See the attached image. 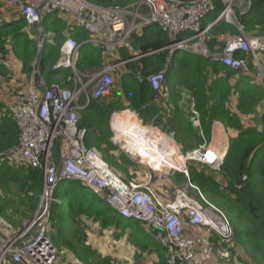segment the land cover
Masks as SVG:
<instances>
[{
	"label": "built area",
	"instance_id": "1",
	"mask_svg": "<svg viewBox=\"0 0 264 264\" xmlns=\"http://www.w3.org/2000/svg\"><path fill=\"white\" fill-rule=\"evenodd\" d=\"M217 1L222 9L214 24L225 21L241 32L228 36L220 51L208 48L210 27H202L203 19L216 10L213 0L187 3L141 0L118 8H103L86 0L8 1L18 7L28 31L37 29L38 52L50 38L42 24L43 18L55 12L66 13L71 23L88 35L86 42L101 48L107 61L95 73L80 74L76 68L80 43L68 37L60 47L52 71L70 70L73 87L47 85L36 60L31 85L13 95L9 105L19 141L3 159L13 166L41 170L43 184L41 206L20 227H15L0 212V264H80L70 254H60L48 226L49 209L52 204H59L57 192L70 181L99 197L121 218L152 229L165 250L167 264H242L236 253L235 231L227 215L209 203L196 186L189 183L197 192L196 197L178 190L172 201H162L147 185L122 180L96 147L86 145L87 130L79 126L81 110L90 101L111 94L114 74L119 68L144 56L132 46V34L139 28L154 25L169 36V43L161 51L203 58L234 72L248 73L250 67H257L264 73L261 61L264 62V36L244 35L233 10L235 0ZM141 7L146 8V14L139 13ZM121 51L127 52L129 59L113 62V57ZM238 53L244 57H237ZM0 64H4L1 57ZM168 71L166 67L147 77L155 94L160 93ZM193 115L192 123H199L197 112L193 111ZM226 154L227 151L215 152L202 144L187 153L184 161L218 170ZM186 227L205 228L218 240L188 238Z\"/></svg>",
	"mask_w": 264,
	"mask_h": 264
},
{
	"label": "trees",
	"instance_id": "2",
	"mask_svg": "<svg viewBox=\"0 0 264 264\" xmlns=\"http://www.w3.org/2000/svg\"><path fill=\"white\" fill-rule=\"evenodd\" d=\"M86 1L103 8H118L122 5H127V3H135L140 0ZM178 1L187 3L194 0ZM213 1L216 10L212 13H216L217 16L222 9V5L217 0ZM251 13L264 14V0H251L250 8L245 15ZM16 16H19L16 20L0 27V54H8L9 47L10 53L12 51L21 63L22 73L28 75L33 70L34 62L38 55V48L36 41L30 36L31 31L26 29L25 21L21 17L20 12H16ZM239 19V22L244 27H248L246 30H250V26L251 28L255 26L254 23H251L250 18L241 16ZM42 24L46 32L50 33V38L39 52V72L46 84L63 83L65 86L69 85V83L72 84L71 81H67L70 70L53 72L51 69L60 55V47L66 38L70 37L78 43H82L87 40L88 35L75 27L71 23L69 14L66 13L55 12L47 15L43 18ZM223 31L234 32L235 30L232 27H225ZM135 32L132 34V46L134 51L141 54L151 52L161 45L150 42L152 35L164 40V35L166 34L154 25L143 27L141 36H138ZM214 32L213 29L212 36ZM210 36H207L206 41L208 47L213 49L214 44L211 42L212 37ZM96 48L99 51H92L84 56L80 55L76 63V68L80 74L85 75L84 72L87 70L102 68V60L106 58L102 55L101 48ZM87 49L88 44L80 45V50ZM177 55L178 53L173 54L172 59L175 60L178 57ZM166 57L167 53L158 52L154 55L141 57L128 64V67L120 71L121 75L126 70L118 83L120 94L115 91L114 94L108 95L110 97L92 100L80 112L81 121L79 126L87 130L86 145L89 147L96 146L114 172L118 173L117 170H120L129 178H132V175L126 169H122L121 165L123 160L129 164L128 160L125 159L122 153L118 152L117 147L110 141L112 133L109 129V119L114 112L129 109L137 114L144 124L148 121V118L156 116L155 125H164V115L156 113V107L153 104L155 97L147 77L164 68L162 66L167 63L165 62ZM181 61L184 62V68L183 70H178V73L181 72L177 76L175 74L177 68L169 65V71L160 92L163 91L168 79H174L175 87L179 85L188 86L195 98L194 104L202 117L200 133L202 132L203 136L199 135L198 129L195 128L193 130L191 124L187 123L185 113L180 106L172 110V120L170 121V123H173L174 118L178 121V124L173 126L172 129L175 131L178 143L181 144L182 153L186 154L196 142H201L203 137L205 141L209 140L208 133L211 132V126L214 122L220 123L225 120L229 124V122L236 121L237 117L227 112L226 102L230 96L231 89L228 85L225 87L227 83L224 82V79L219 77L213 82L206 77L208 72L205 68L208 64H212L211 67H215L213 70L216 74L219 68L223 66L210 63L206 59L199 57L186 58ZM1 70L2 67L0 66V88L2 80L9 79V74L11 73L9 70L7 72H1ZM222 72L227 80L238 73L229 68H222ZM120 75L115 78L114 85ZM220 85L224 87L220 94L217 95L216 92ZM237 86H235V91L241 92V100L237 107L242 113L252 111L250 107L256 106L264 98L262 89L248 88L240 91ZM173 94L175 98H180L178 90L173 92ZM2 105H0V212L9 221L12 218V215H9L10 208L16 207L15 211L23 208L24 211L21 214L24 215V218H29L36 211L42 191L43 175L41 170L26 166H13L3 159L6 153L18 144L19 131L12 117L10 105ZM237 128L240 134L230 139L226 157L219 169L206 171L205 168L197 170L194 167H190L187 170L188 179L210 202L223 204L227 214L242 225V227L235 228L237 231L235 232V239L239 235L244 248L247 250L248 259L246 258L244 262L239 259L240 262L242 264H264V131L259 132L255 128L243 129L241 125H237ZM182 131H185L186 135L178 134ZM113 153L121 155L117 157ZM218 173L226 180L225 187H222L215 179V174ZM75 183L77 182H68L69 185L65 187L66 192L61 196L59 206L52 204L49 209L48 226L50 237L58 249H65L64 251L76 258L80 264H113L109 259H101L96 252L86 245V226L82 229H76L73 226V222L75 225L84 214H86L85 216H98L103 219L101 222H104V225H110L113 220L109 216L110 213L100 202H93L86 197L91 193L89 190L80 186L76 188L74 186ZM65 202L67 203V208H65ZM106 208L108 209L109 207L106 206ZM101 213L105 216H101ZM15 215H17V212ZM120 219L123 218L120 217ZM22 222L10 223L18 225L22 224ZM231 222L234 225L233 220ZM67 225L70 226L71 231L69 238L65 235ZM214 237L218 240L215 234Z\"/></svg>",
	"mask_w": 264,
	"mask_h": 264
},
{
	"label": "crops",
	"instance_id": "3",
	"mask_svg": "<svg viewBox=\"0 0 264 264\" xmlns=\"http://www.w3.org/2000/svg\"><path fill=\"white\" fill-rule=\"evenodd\" d=\"M8 1L9 0H0V27L3 24H8V23L16 20L19 17V16L18 17L16 16V12H19L18 11V7L11 6L8 3ZM250 1L251 0H235L234 5H233V10H234L235 16L237 17L238 23L244 28V34H246L247 37L264 36V14L251 13L249 15H245L248 12L249 8H250ZM131 3L132 2H130L128 4H131ZM139 13L142 14V15L146 14V8L145 7H141L140 10H139ZM241 16H243L245 18H250L251 23L255 24V26H252L253 28H252L251 31L250 30H246L245 31V29H247L248 27H244L243 24L241 22H239L240 21L239 17H241ZM216 17H217L216 13L215 14L212 13V14L208 15L207 17H205L203 22H202V27L203 28L210 27L208 36H210V33H211V36H210V37H212L211 42H213V44H214L213 45V47H214L213 49H210L208 47L211 51H216V50L220 51V50H222L223 45L225 43V39L228 36L236 35V33H237L236 32L237 28L234 27V26L232 27V25L226 23L225 21H221L219 23L214 24ZM256 23H257V25H256ZM225 27H232L235 31L234 32L223 31V30H225ZM213 29H214L215 32L213 33V36H212ZM141 31H142V28H139L135 33L138 36H141V33H142ZM164 36H165V39L163 40V39H161L158 36L152 35L150 37V42L151 43H159L161 45L157 46V48L154 49L153 51L145 53V54H142V55L150 56V55H154V54H156L158 52L167 53V57H166V60H165V62H167V63L164 64L162 67L166 68V67H169V65H170L171 67L173 66V68H177V71L175 73L176 76H177V74H180V72H181L180 71L178 73V70H183V68H184L183 67L184 66V62H182L181 60L186 59V58H193V57L189 56V55H187L185 53L180 52V53H178V55H177L178 57H176L175 60L172 59V56H173L172 53H169V52H166V51H161V48H163L165 45H167L169 43V40H170L169 36L167 34H165ZM83 44H88V49L87 50H80L79 49L78 59H79L80 55L84 56L86 54H89L92 51H96V50L99 51V49H97L96 46L87 43L86 40L84 42L80 43L81 46ZM137 53H139V52H137ZM139 54H141V53H139ZM7 57L10 59V61H12L13 68L14 69L18 68V71H16L17 74L18 75H23L24 73H22V70H21V63L17 60V58L14 56L12 51L10 53L9 47H8V55H7ZM237 57H244V55L242 53H238ZM123 59H129L128 54L125 53V51H121L118 54H116L113 57V62H118V61H121ZM134 61H136V60H130L129 63H127L126 65H124L121 68H119L118 72H116V74H114V77H115V75H116V77L118 75H120V71L122 69H124L125 67H128V64H130V63H132ZM261 61H262V64L264 66L263 60H261ZM105 64H106V59H103L101 67H104ZM211 66H212V64H210V65L208 64L206 66V68H205L206 71L209 73V76H210L209 77V81L212 80L214 82V81H216V79H219V77H222L224 79V82L227 83L225 85V87L228 85L229 88L231 89V91H230L231 94L235 95V100L233 102L234 103L233 105L235 106L234 109H236V110L238 108L237 105H239V102L241 100V92H236L235 91V86L236 85H238L237 87L240 89V91L241 90L243 91L244 89H248V88L249 89H253L254 88V89H262L263 92H264V79L262 78L264 73L260 72V68L250 67L251 69H250V71L248 73L238 72L237 74L233 75L230 79L227 80L226 76L222 72V68H225V67L219 68V70H218V72L216 74L214 72V70H213L215 67H211ZM96 67H98V66H96ZM164 68H162V69H164ZM99 69L96 68V69L87 70L84 73H85V75H90V74L98 71ZM125 72H126V70H124L121 73V75L117 78L118 81H115L116 93L117 94H120L119 93V85H118V83H119V81H120V79L122 77V74L125 73ZM15 74L16 73L14 72V75ZM17 74H16L15 77H17ZM70 77H71V75L69 73V77H68L67 81H70ZM114 80H115V78H114ZM3 81H5V80H2V82ZM11 82H12V80L7 79L6 83H4V84L2 83L1 84V88H2V86H7V85L10 86ZM26 82H28L27 79H26ZM60 84L62 86H64V87H69L71 85V83H69V85H66V86L63 83H60ZM174 85H175L174 79H170V80L168 79L166 81L165 85H164V88H163L162 92H160L158 94H155V92L152 91L153 94H154V97H155V100H154L153 104L156 107V113H158V115L159 114H163L164 115V118H163L164 125H162V126H156L155 125L154 120H155L156 116H152V117L148 118V121L144 124L138 118L137 114H135L134 112H132L129 109L118 111V112H114L110 116V119H109V129H110V131L112 133V138L110 139V141L112 142V140H113L114 143L115 142L116 143H120L119 139H117V137H116V132L117 131L115 132L113 127H112L111 118L113 117V115H117L118 113H120V114L128 113V114L133 115L135 117V119H136V121H138L139 125L141 124V126H143L145 128H150L148 130L142 128L144 130V132H148L151 129L156 130L157 128L160 129V128L164 127L163 129L166 130L167 132H166V134H163V133L162 134L165 135V137L169 141L172 142V145L175 146L176 150H178L177 148H180L181 144L176 142V139H175L176 136H175V133H174L175 131L172 129L173 124L175 126L176 124H178V121H177L176 118H174L173 123H170V121L172 120V110H174L177 106L178 107L180 106L183 109L184 113H185L187 123H189V122H191V118H190L191 117L190 116L191 113L190 112H191L192 108L195 107V105H194V99L191 96V92H190L188 86L179 85V86L175 87ZM218 87L219 88H218V90L216 92L217 95L220 94V91L223 89L224 86L220 85ZM7 89L8 88H6V90ZM180 89H181V91H180ZM176 90L179 91L180 98H178V99L175 98V96L173 94V92H175ZM1 92H3V90H1ZM12 93H11V96H10L9 103H7L8 105L11 103V101L13 99L12 98ZM254 110H255L254 113L251 112V113H249V115H247L246 113H241V114H237V115H235L233 113L232 114L239 118V120L241 121V124L244 123L243 121H245V123H248V121H250L251 123L255 122V119L261 121L264 118V98L261 101L258 102V104L254 108ZM227 112H228V110H227ZM222 127L223 126L220 123L214 122L212 124V126H211V132L208 133L209 140L205 141V142L208 145L212 144V146H208L209 149H211L212 151H215V152L227 151L228 148H229L230 139L235 138V137L239 136V134H240L239 131H237V132H235L233 134H229V139H226L227 144H222L221 145V144H219V140L218 139H221L223 141V137H226V132H227V129L224 128V127L222 128ZM158 131H160V130H158ZM257 131L262 132L261 129H259V128H257ZM152 133H154V132H152ZM154 134H156V133H154ZM168 134H170L171 136L168 137L167 136ZM199 135L203 136L204 134L202 135V132L200 133V131H199ZM160 142H161L160 145L161 146L163 145L161 150L168 152V150L171 149V148H168L170 145L168 146V144H166L163 141H160ZM163 143L167 146V149H165V146H164ZM202 144H205L204 143V137H203V140L201 142H196L194 144V146L190 150H188L187 153H189L192 149H194V148H196V147H198L199 145H202ZM93 147H96V146H93ZM181 150H182V147H181ZM189 183H190V181H189ZM68 185H69L68 182L63 184L64 187H67ZM225 185H226V180H225ZM225 185H224V187H225ZM74 186L77 188L80 185L78 183H75ZM86 197H88V199H90L93 202H100L105 207V209L108 211V213H110L109 216L113 219L111 224H110V226L112 227V229H116V231H114V232L118 233L119 230H120L124 234L123 236L126 237V243H125L126 245L136 246L142 252L147 253L148 262L150 264H167L165 250L162 248V246L155 239V237H154L155 234L152 231V229H150L146 225L140 224L138 222H132V221H127L125 219H120V217H118V215L115 212H113L110 208H108V209L106 208V205H105L104 201H102L99 197H97V196H95V195H93L91 193H89ZM172 200H170V201H172ZM166 202H169V201H166ZM13 221L16 224V221L14 220V218H11L10 222L14 223ZM229 221L231 222L230 219H229ZM15 224H13L15 227H18L20 225V224H18V225H15ZM233 227L236 228L234 225H233ZM186 229H187V232L185 231V233L189 236L188 238H198L199 236H203L202 238H207V239L212 240L214 242L217 241V239L214 237L213 232H210V231H208L206 229H205L206 232L203 233V234L199 233V232L202 231L201 229L199 230V228L186 227ZM235 232H237V231L235 230ZM119 234L121 235L120 232H119ZM192 235L194 237H192ZM108 236H109V234H108ZM211 236H213L212 239H210ZM236 241H237L236 253L238 255V258L241 259V261L244 262V260H246V259L244 258L243 254L246 253L247 250L244 248V245H243L242 240L239 237V235H237ZM130 255L131 254H128V261H129ZM139 257H141V256L139 255Z\"/></svg>",
	"mask_w": 264,
	"mask_h": 264
},
{
	"label": "rangeland",
	"instance_id": "4",
	"mask_svg": "<svg viewBox=\"0 0 264 264\" xmlns=\"http://www.w3.org/2000/svg\"><path fill=\"white\" fill-rule=\"evenodd\" d=\"M130 5L131 4L127 3V5H125V6L127 7ZM228 24H230V23H228ZM230 25H232V27L234 26L233 24H230ZM234 27H236V26H234ZM242 30L244 32V28ZM251 30H252V28L250 27V31ZM245 31H246V29H245ZM236 32H237L236 34L241 33V32H239L238 28H237ZM37 34H38V32H37L36 28L32 29L30 32V36L36 41V43H37V39H36ZM244 35H246V34H244ZM7 55L8 54H6V55L0 54V57L4 59V64L0 65L2 67L1 72H7L9 70L11 72L9 74V77H10L9 80H12V82H11L10 86L7 85V86H3V88H0V103H3V105H5V104L7 105V103H9L10 96H11L12 92H13L12 93V98H13V95L16 92L25 91L31 85V81L33 79L32 72L28 75L27 74L18 75L16 72V71H18V68L17 69L15 68L16 70L13 68V63H12V61H10V59L7 57ZM14 72L17 74V77H15L16 74L14 75ZM242 73H244V72H242ZM70 75L72 77L71 71H70ZM206 77H208V78L210 77L209 73L206 74ZM114 78H116V75ZM26 79L28 80V82H26ZM2 83L3 84L6 83V80L3 81ZM72 87H73V84H71L68 88H72ZM6 88H8V89L6 90ZM1 90H3V92H1ZM115 91H116V84L111 89V94L112 93L114 94ZM180 91H181V89H180ZM191 96L193 97V99H195L192 93H191ZM108 97H110V96H108ZM104 98H107V96ZM234 100H235V95L230 93V96L227 99L228 103L226 102V107L228 109V112H230L231 115L241 114L242 113L241 110H238V108H237V110L234 109L235 108V106L233 105ZM257 104H256V106H257ZM0 105H2V104H0ZM256 106L250 107V108H252V111H249L246 114L249 115V113H251V112L254 113V111H255L254 108ZM244 108H249V107H244ZM193 111L197 112V114H198L197 119H198L199 123L194 124V123H192V121L189 123L191 124V127L193 130L196 128L200 131L202 129V117H201L200 113L197 111L196 105H195V107L192 108V110L190 112L191 113L190 118H192L194 116ZM131 121H132V124H131V122H126V124H125V126L129 129H132V130H136V128H139L141 130L150 129V128H145V127L141 126V124L139 125L138 121H136V119L134 117H133V120H131ZM243 122L244 123L241 124V121L239 120L238 117H237L236 121L229 122V124H227L225 120H222V122H220V124L224 128L227 129V132H226V137H223V141L221 139H218L219 144H221V145L227 144L226 139H229V134H233V133L238 131L237 125H241L243 129H245V128H255V129L259 128V129H261V131H264V118L261 121L255 119V122H252V123L250 121H248V123H245V121H243ZM133 123H135V124H133ZM173 126H174V124H173ZM157 129L156 130L151 129L150 131H148L147 135H145V132H139V134L142 138V143H145L144 145L140 144L141 138H139V137H137L135 139V141L132 140V142H134L136 144V146L139 145V146H142V147L148 149L147 152L143 154V156H145V158L141 157V155H138V154L132 152V149L130 146L133 143L128 142L129 138L127 136L123 137V136H120L119 134H116V137H117V139H119L120 143H116V142L114 143L113 140H112V143H113V145H115L117 147L118 152L122 153L125 156V159L128 160L129 164H127L123 160L121 165H122V169H126L129 172V174L132 175V178H129L128 176L124 175L120 170H117V172L119 174L116 172L115 173L124 181H131V182H134L137 184L147 185L164 202L172 200L175 197L176 191H178V190L184 191L185 193H187L191 197H196L197 192L195 190H193L189 185V180L187 179L188 178L187 170L190 167H194L197 170H201L203 168H201L199 165H196L194 162L184 161L185 154L182 153L181 147L177 148L178 150H176L175 146L172 145V142L169 141L165 137V135H163V134H166L167 131L164 130L163 128L158 129L160 131H158ZM151 131L156 133V134L152 133ZM149 133H152L153 136L149 135ZM185 133H186L185 131H182V132H179L178 134L179 135H186ZM167 136L170 137L171 135L168 134ZM156 138H157V140H156ZM175 139H176V142H178L176 137H175ZM160 141L165 142L166 144H168V146L170 145L171 148L176 151V154L174 155V153L172 154L169 151L166 152V151L161 150L163 145L162 146L160 145V143H161ZM204 143L207 146H212V144L208 145L205 142V140H204ZM164 146L166 149L167 146L166 145H164ZM149 153H152L153 156H151ZM113 154L117 155V157H119L121 155L118 153H113ZM158 154L161 156H157ZM157 157L158 158L160 157L159 158L160 160H158ZM165 159H167V160L178 159L180 164H181V167H179V169H177V168H174L171 166H167V165L163 164L161 161V160H165ZM208 170L209 169H206V171H208ZM185 171L187 172L186 174H185ZM215 179L217 180V182L222 187H224L225 180H224V177L220 173L215 174ZM59 196H61V195H59ZM7 197H11V196H7ZM205 198L208 200L209 203L220 208L225 214H227L226 209L224 208L223 204H221L219 202H210L207 197H205ZM39 199H40V196H39ZM56 205H58V204H56ZM64 205H65V208H67L66 202L64 203ZM38 206L39 207L41 206V201H40V205L38 204ZM15 209H16V207L10 208L9 209V211H10L9 215H12V218H14V220L17 221L18 223H20L24 220L31 219L37 211V209H36V211L34 213H32L31 214L32 216H30L29 218H24L23 217L24 215L21 214L24 211V209L23 208L17 209V211H15ZM16 212H17V215H15ZM85 215L86 214H84L75 223V225L73 222V226H75L76 229H82V228H84V226H86V228H87L86 229V234H87L86 245L89 246L90 249H92V251L96 252L101 259H103V258L109 259L113 262V264H150L148 262L147 253L142 252L136 246H131V245L125 244L126 243V237L123 236L124 234L120 230H119V232L121 233V235L119 234V232L118 233L114 232V231H116V229H112V227L110 225H106V224L104 225L103 224L104 222L103 223L101 222V220H103V219L99 218L98 216H93V215L92 216H85ZM101 216H105V215L104 214L102 215V213H101ZM227 216L229 217L228 219L233 220L234 226L236 228L242 227V225L238 221H236L233 217H230L228 214H227ZM231 225H232V223H231ZM232 227H233V225H232ZM200 229L202 230L201 232H199L200 234L205 233L207 230V229L205 230V228H199V230ZM234 230H235V228H234ZM186 232H187V229H186ZM108 234H109V236H108ZM65 235L67 238H69L71 235L69 225H67V227L65 229ZM185 236L189 237L186 233H185ZM192 237H194V236L192 235ZM202 237L203 236H199L198 238H202ZM56 248L58 249L57 246H56ZM58 250L60 251V254H62V252L67 253L64 251L65 249H58ZM128 254H131L129 257V261H128ZM139 255L141 257H139ZM243 256L246 259L247 258V252L244 253Z\"/></svg>",
	"mask_w": 264,
	"mask_h": 264
},
{
	"label": "bare ground",
	"instance_id": "5",
	"mask_svg": "<svg viewBox=\"0 0 264 264\" xmlns=\"http://www.w3.org/2000/svg\"><path fill=\"white\" fill-rule=\"evenodd\" d=\"M133 117L134 116H132V115H130L128 113H122V114L118 113L117 115H113V117L111 118V124H112V127H113L114 131L115 132L117 131L116 134H119L120 136H123V137L124 136H127L129 138V141L128 142L129 143L130 142L133 143L130 146L131 149H132V152H134V153H136L138 155H141V157L145 158V156H143V154L146 153L148 149L147 148H144L142 146H139V145L136 146V144L134 142H132V140L135 141V139L137 137L141 138L139 132H144V130H141L139 128H136V130H132V129H129V128H127L125 126L126 122H131V124H132V121L131 120H133ZM133 124H135V123H133ZM147 134H148V132H145V135H147ZM149 135L153 136L152 133H149ZM156 140H157V138H156ZM140 144H143V145L145 144V143H142V138H141ZM168 148H171V147H168ZM168 151L170 153H172V154L174 153V155L176 154V151L173 150L172 148L170 150H168ZM149 154L151 156H153L152 153H149ZM157 156H161V155L158 154ZM159 158H158V160H160ZM161 161H162L163 164H165L167 166H171V167H174V168H177V169H179V167H181V164H180V162H179L178 159H170V160L165 159V160H161Z\"/></svg>",
	"mask_w": 264,
	"mask_h": 264
},
{
	"label": "clouds",
	"instance_id": "6",
	"mask_svg": "<svg viewBox=\"0 0 264 264\" xmlns=\"http://www.w3.org/2000/svg\"><path fill=\"white\" fill-rule=\"evenodd\" d=\"M37 44V43H36ZM36 60H39V57H38V59L36 58ZM58 60V59H57ZM36 62V61H35ZM35 62H34V64H35ZM33 69H34V67H33ZM52 70V69H51ZM32 72H33V70H32ZM40 73V72H39ZM41 74V73H40ZM42 76V75H41ZM42 78H43V76H42ZM44 79V78H43ZM33 80V79H32ZM46 83V82H45ZM59 84V83H58ZM47 85H50V84H47ZM205 169H208V168H205ZM66 192V188L65 187H63L58 193H57V195H56V198L59 200V204H60V199H61V196L64 194ZM59 195H61V196H59Z\"/></svg>",
	"mask_w": 264,
	"mask_h": 264
},
{
	"label": "water",
	"instance_id": "7",
	"mask_svg": "<svg viewBox=\"0 0 264 264\" xmlns=\"http://www.w3.org/2000/svg\"><path fill=\"white\" fill-rule=\"evenodd\" d=\"M40 52V51H39ZM39 52H38V55H37V59H38V57H39Z\"/></svg>",
	"mask_w": 264,
	"mask_h": 264
}]
</instances>
